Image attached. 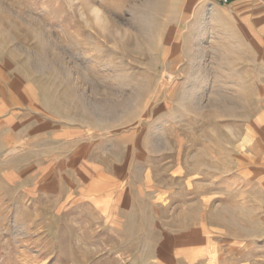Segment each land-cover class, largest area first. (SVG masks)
Masks as SVG:
<instances>
[{"label":"rangeland","instance_id":"374dc122","mask_svg":"<svg viewBox=\"0 0 264 264\" xmlns=\"http://www.w3.org/2000/svg\"><path fill=\"white\" fill-rule=\"evenodd\" d=\"M214 14L0 0V264H264V76Z\"/></svg>","mask_w":264,"mask_h":264},{"label":"crops","instance_id":"0c3cea01","mask_svg":"<svg viewBox=\"0 0 264 264\" xmlns=\"http://www.w3.org/2000/svg\"><path fill=\"white\" fill-rule=\"evenodd\" d=\"M199 5L211 7L215 11L216 22L224 24L226 34L231 37L246 38L254 46L242 48L240 53L255 52V63L245 64L251 70L254 64L256 82L263 87L264 70V0H196ZM257 86V87H258Z\"/></svg>","mask_w":264,"mask_h":264},{"label":"built area","instance_id":"2783aa9c","mask_svg":"<svg viewBox=\"0 0 264 264\" xmlns=\"http://www.w3.org/2000/svg\"><path fill=\"white\" fill-rule=\"evenodd\" d=\"M224 3H227V0H224Z\"/></svg>","mask_w":264,"mask_h":264}]
</instances>
